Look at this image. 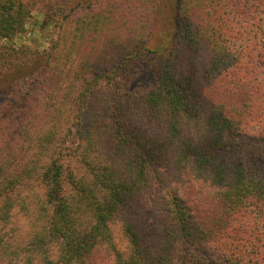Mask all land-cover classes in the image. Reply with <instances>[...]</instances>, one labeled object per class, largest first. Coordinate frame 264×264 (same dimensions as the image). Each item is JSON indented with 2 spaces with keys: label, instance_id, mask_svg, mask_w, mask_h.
<instances>
[{
  "label": "trees",
  "instance_id": "1",
  "mask_svg": "<svg viewBox=\"0 0 264 264\" xmlns=\"http://www.w3.org/2000/svg\"><path fill=\"white\" fill-rule=\"evenodd\" d=\"M39 2L42 49L0 0V264H264V0Z\"/></svg>",
  "mask_w": 264,
  "mask_h": 264
},
{
  "label": "rangeland",
  "instance_id": "2",
  "mask_svg": "<svg viewBox=\"0 0 264 264\" xmlns=\"http://www.w3.org/2000/svg\"><path fill=\"white\" fill-rule=\"evenodd\" d=\"M37 1V6L35 10H33L30 21L26 26V30L14 37V43L16 47H19L22 44L33 45L34 47H37L39 49L47 47V34H44V36L42 37L40 36V32L38 31L37 23H39V21H41L43 18V6L42 3L39 2L40 0ZM0 77L1 84H6L12 80V78L7 75H2Z\"/></svg>",
  "mask_w": 264,
  "mask_h": 264
}]
</instances>
